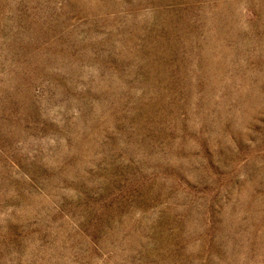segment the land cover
Listing matches in <instances>:
<instances>
[{"label": "rangeland", "instance_id": "obj_1", "mask_svg": "<svg viewBox=\"0 0 264 264\" xmlns=\"http://www.w3.org/2000/svg\"><path fill=\"white\" fill-rule=\"evenodd\" d=\"M0 264H264V0H0Z\"/></svg>", "mask_w": 264, "mask_h": 264}]
</instances>
